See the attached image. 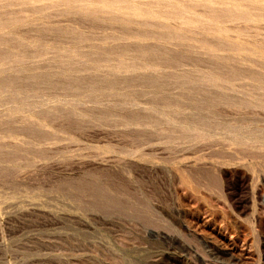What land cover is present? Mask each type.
Returning <instances> with one entry per match:
<instances>
[{
	"label": "rangeland",
	"instance_id": "rangeland-1",
	"mask_svg": "<svg viewBox=\"0 0 264 264\" xmlns=\"http://www.w3.org/2000/svg\"><path fill=\"white\" fill-rule=\"evenodd\" d=\"M0 264H264V0H0Z\"/></svg>",
	"mask_w": 264,
	"mask_h": 264
},
{
	"label": "bare ground",
	"instance_id": "bare-ground-1",
	"mask_svg": "<svg viewBox=\"0 0 264 264\" xmlns=\"http://www.w3.org/2000/svg\"><path fill=\"white\" fill-rule=\"evenodd\" d=\"M210 76V75H209ZM148 79V78H147ZM152 79V78H151ZM211 79V78H210ZM148 80H150V79H148ZM153 80V79H152ZM6 81V80H5ZM7 82V81H6ZM155 82V81H154ZM153 83V82H152ZM154 84V83H153ZM155 84H157V83H155ZM2 87V86H1ZM5 87V86H4ZM15 90V89H14ZM11 92H12V90H11ZM14 92V91H13ZM17 93V92H16ZM22 94V93H21ZM20 94V95H21ZM15 97V96H14ZM26 97V96H25ZM47 102V101H46ZM50 102V101H49ZM46 104V103H45ZM188 127V126H187ZM247 138V137H246ZM249 139V138H248Z\"/></svg>",
	"mask_w": 264,
	"mask_h": 264
}]
</instances>
